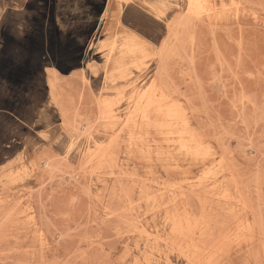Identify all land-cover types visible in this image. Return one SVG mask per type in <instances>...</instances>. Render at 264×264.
Returning a JSON list of instances; mask_svg holds the SVG:
<instances>
[{"label":"rangeland","instance_id":"rangeland-1","mask_svg":"<svg viewBox=\"0 0 264 264\" xmlns=\"http://www.w3.org/2000/svg\"><path fill=\"white\" fill-rule=\"evenodd\" d=\"M111 1L0 0V264H189L166 224L183 203L214 238L249 225L219 264H264V0ZM152 82L214 161L125 125Z\"/></svg>","mask_w":264,"mask_h":264},{"label":"bare ground","instance_id":"bare-ground-1","mask_svg":"<svg viewBox=\"0 0 264 264\" xmlns=\"http://www.w3.org/2000/svg\"><path fill=\"white\" fill-rule=\"evenodd\" d=\"M119 1L123 3V2H127L128 0H119ZM206 2H207V0H187V3L189 5V10H192L194 13L195 12L199 13L200 11L204 10V4H206ZM207 10L211 11L212 10L211 6L209 8H207ZM106 27H107V23L105 22V16L104 17L101 16L98 25L96 26V28L94 29L93 33L91 34V36L88 40L86 49H88V47H90V48L92 47V45L95 43V40L104 31H106ZM87 57H88V54H86V52H85L83 55V58L86 59ZM50 70L52 72H55V69H50ZM134 89H135V107H136V110L134 111V114L132 111L133 115L131 117H129L127 120H125V125L129 126L132 131L136 130L137 127H139L140 123L143 124V126L146 128H153V129L157 130L158 132H160L164 136H166L168 138L170 137L171 139H173L174 140L173 145L176 146L175 148L183 151L185 153V155H188L192 160H196V161L197 160H204L205 161L208 158L210 159V157H211L212 161L215 160L214 157L212 156L214 153L209 152V149H208L209 147H206L205 142L202 140V138H200L198 133L195 130H193L194 128L191 129L190 121H189L190 119L185 113L186 110H184V107L179 103L178 100L174 99L172 96H170V94H167L162 89L158 88L155 82L154 83L152 82V84L149 85L146 89L144 88V90H142L141 88H139L137 86H134ZM191 106H194V105H191ZM190 108H192V107H190ZM171 139H169V140H171ZM209 155H210V157H209ZM198 178H199V180H202V178H200V177H198ZM207 179H213L214 183L217 182L216 176H215V178L213 177V178H207ZM231 180H232V178L230 179V181ZM223 181H224V179H223ZM219 184H221V183H219ZM211 187L212 186H210V188ZM217 187H219L218 183H217ZM212 188L214 189L216 187L214 186ZM206 190H208V189H206ZM228 191H229V189H228ZM228 191H226V192H228ZM241 191H242V189H241ZM222 192H225L224 189ZM218 193H220V192H218ZM197 194H199V193H197ZM227 194H229V193H227ZM182 195H183V193L182 194L179 193V197ZM207 195H209V194L207 193ZM221 195H222V193H221ZM175 196L173 197L174 199H172V197H171L172 201L173 200L175 201V199H177V198H175ZM184 196H183V198H184ZM216 196H217V193H216ZM229 196H230V194L228 195V198H229ZM231 196H232V194H231ZM219 197L221 198V196H219ZM225 197H226V195H225ZM155 198H157V197H155ZM204 198H206V197H204ZM224 199L227 200V198H224ZM229 199H228V201H230ZM231 199H234V196ZM162 200H161V202H162ZM197 200H198V198H197ZM235 200L237 201V199H235ZM205 201H206V199H205ZM186 203H188V201H186ZM203 203H205V202H203ZM207 204H208V202H206V205ZM219 204H222V203L219 202ZM219 204H217V205H219ZM181 205L182 206H180L179 208H176L171 214L168 215V217L166 219V224L170 228L169 232L171 234V238H172L173 243L177 246V248L181 252V254L185 255V258L188 259L189 264H219L223 254L227 252L226 250L224 251V246L228 243V241H230L231 236L233 234H240L246 230H249V225H247V223L246 224L239 223L237 225H233V227L230 226L231 228L226 229L225 231L220 230V232H218L217 234H220V233L221 234L217 238H214L215 232L213 231V229L215 227L213 228V226L210 225V222H211L210 220H214L216 216L214 217V219H212V214H213L212 210L211 209L208 210L209 212L210 211L212 212L211 216H210L208 211H207L208 213H206L207 215L210 216L209 220L205 219V220L210 221V222H208L209 223L208 224V223H206L207 221L205 222V220L203 219L204 217H206V216H204L205 213H203V215L200 213L201 216H200V214H199V216H197V215L193 214L194 212L193 213L190 212V211H192L190 207H189V209H190L189 210L188 207H185L184 203ZM226 205H228V204H226ZM177 206H178V204H177ZM222 206L224 207V205H222ZM222 206L221 207L219 206V207L222 209ZM156 207H158V206H155L154 208H156ZM163 207H165V205ZM209 207H210V205H209ZM236 207H238V206H236ZM151 208H153L152 205H151ZM204 208H202V211L205 212L206 208L205 209ZM232 208L235 209V207H232ZM234 209H232V210H234ZM231 213L234 214L233 211ZM238 213L239 212H237V214ZM241 214H242V212H241ZM236 216L237 215H235V216L232 215V219H234L233 217H235V219H236ZM238 216H239V214H238ZM215 220H217V219H215ZM215 220H214V222L216 223ZM217 222H219V221L217 220ZM211 223H213V222H211ZM219 224L221 226L220 229H222L223 224L221 225V222H219ZM219 224H217V225L219 226ZM224 227H225V224H224ZM142 228H143V226H142ZM216 229H217V227H216ZM251 229H253V228H250V230ZM141 230L143 231L144 228ZM150 234H148V232H147L146 236L149 237ZM154 237H155V235H154ZM154 239H155L154 242H157V239L156 238H154ZM166 239H167V237H166ZM237 239L238 238H235V240H237Z\"/></svg>","mask_w":264,"mask_h":264},{"label":"crops","instance_id":"crops-1","mask_svg":"<svg viewBox=\"0 0 264 264\" xmlns=\"http://www.w3.org/2000/svg\"><path fill=\"white\" fill-rule=\"evenodd\" d=\"M109 1H110V0H107V3H108L109 5H111L112 1H111V2H109ZM110 10H111V8L109 7V11H108V20H107L108 22H109V19H110V16H109V14H110ZM119 22H120V21H119ZM107 25H108V23H107ZM106 28H107V27H106ZM104 32H105V31H104ZM104 32H103V33H104ZM103 33H102V34H103ZM102 34H101V35H102ZM101 35H100V36H101ZM100 36H99V37H100ZM99 37L95 40V43L92 45V47H94V46L96 45L97 40L99 39ZM92 47H91V48H92ZM91 48H90V49H91ZM88 57H89V54H88ZM86 59H87V58H86Z\"/></svg>","mask_w":264,"mask_h":264}]
</instances>
